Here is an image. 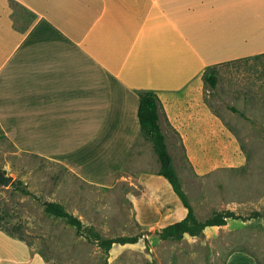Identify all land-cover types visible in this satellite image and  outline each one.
<instances>
[{
    "label": "crops",
    "instance_id": "obj_1",
    "mask_svg": "<svg viewBox=\"0 0 264 264\" xmlns=\"http://www.w3.org/2000/svg\"><path fill=\"white\" fill-rule=\"evenodd\" d=\"M11 1L0 0V135L19 150L59 160L99 186L135 172L147 187L146 177L162 179L160 168L141 172L157 161L138 118L148 90L163 105L164 132L169 123L202 171L223 150L239 149L206 101L204 76L264 54V0H14L34 16L23 29ZM153 198L162 212L174 213L173 203L181 212L178 200ZM214 227L223 226L205 232ZM0 264L47 262L0 229ZM225 264L259 262L236 252Z\"/></svg>",
    "mask_w": 264,
    "mask_h": 264
},
{
    "label": "rangeland",
    "instance_id": "obj_2",
    "mask_svg": "<svg viewBox=\"0 0 264 264\" xmlns=\"http://www.w3.org/2000/svg\"><path fill=\"white\" fill-rule=\"evenodd\" d=\"M13 9L17 28L33 21V14L22 6ZM217 75L219 84L215 90L207 86L206 101L235 132L239 149L223 150L222 160L202 171L188 160L181 139L164 125L169 150L200 219L223 209L243 217L258 211L263 217L230 220L200 237L162 240L157 231L187 213L164 177H146V187L133 172L132 177L124 174L126 179L111 187L99 186L69 171L59 160L19 150L3 135L0 170L13 177L12 184L23 182L31 194L0 183V216L7 215L5 222L10 228L23 226L26 242L47 264H225L236 252L251 254L264 264V55L222 64ZM147 166L141 168L142 173L160 168L158 157ZM161 194L172 197L169 203L178 200L181 212H177L176 203L171 215L162 212L161 202L153 198ZM46 201L64 204L104 237L142 234L143 238L137 244L115 245L107 256L63 220L46 215Z\"/></svg>",
    "mask_w": 264,
    "mask_h": 264
},
{
    "label": "trees",
    "instance_id": "obj_3",
    "mask_svg": "<svg viewBox=\"0 0 264 264\" xmlns=\"http://www.w3.org/2000/svg\"><path fill=\"white\" fill-rule=\"evenodd\" d=\"M16 5L19 6L16 1H11V6L13 8ZM262 55H258L256 57ZM217 67H219V65L208 67L204 76L206 85L212 90H215L219 84ZM232 109L235 112H238L236 108ZM163 116H165L163 105L157 93L151 90L140 92L138 118L142 136L145 140L152 144V148L158 157L160 162L158 174L169 182L173 191L179 197L183 206L187 209V214L183 219L171 223L157 231L160 239L181 241L186 235L191 237H200L204 235L206 228L213 226H225L230 220L249 221L263 217V215L258 211L253 212L249 216L243 217L230 209L215 210L204 220L197 216L179 177L174 163V157L169 150L167 135L164 132L161 123ZM166 121L168 123L167 118ZM168 125L179 137V139H181L179 134L170 126L169 123ZM12 185L23 194H31L30 190L23 182H14ZM44 212L50 217L63 220L66 225L73 227L79 235L99 246L103 253L107 256L115 245L137 244L143 238L142 234L133 236H118L114 238L104 237L95 226L84 224L79 217L69 212L64 204L57 201L44 202ZM6 219L7 215L0 216V229L9 235L26 242L23 226L21 224H15L13 228H10L8 226V222H5Z\"/></svg>",
    "mask_w": 264,
    "mask_h": 264
},
{
    "label": "water",
    "instance_id": "obj_4",
    "mask_svg": "<svg viewBox=\"0 0 264 264\" xmlns=\"http://www.w3.org/2000/svg\"><path fill=\"white\" fill-rule=\"evenodd\" d=\"M12 182H13V177L6 175L4 172L0 170V183L8 187L12 184Z\"/></svg>",
    "mask_w": 264,
    "mask_h": 264
}]
</instances>
